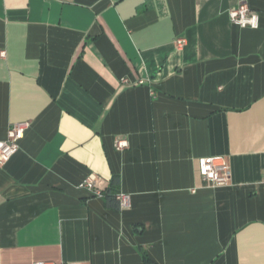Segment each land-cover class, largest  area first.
Here are the masks:
<instances>
[{"label":"crops","instance_id":"crops-1","mask_svg":"<svg viewBox=\"0 0 264 264\" xmlns=\"http://www.w3.org/2000/svg\"><path fill=\"white\" fill-rule=\"evenodd\" d=\"M2 52L0 264H264V0H0Z\"/></svg>","mask_w":264,"mask_h":264},{"label":"built area","instance_id":"built-area-1","mask_svg":"<svg viewBox=\"0 0 264 264\" xmlns=\"http://www.w3.org/2000/svg\"><path fill=\"white\" fill-rule=\"evenodd\" d=\"M66 2L67 0H57ZM231 22L240 28L258 29L260 26V14L254 12L246 2H241L236 7L229 11ZM176 45L182 49L186 45V39L178 38ZM1 57H5L6 53L2 52ZM29 124L26 122L17 123L8 129L7 139L0 141V160L6 162L19 149V141L24 137ZM116 148L119 150L128 148L126 140H119L116 142ZM199 171L203 180L212 187H224L228 185L231 178V168L227 160L222 156L204 157L199 161ZM81 188L89 191L92 196L104 198V192L97 186V176L91 175L85 179ZM117 200L123 207L130 206V196L124 193L117 195ZM35 264H49L38 262ZM63 264V263H61Z\"/></svg>","mask_w":264,"mask_h":264},{"label":"trees","instance_id":"trees-1","mask_svg":"<svg viewBox=\"0 0 264 264\" xmlns=\"http://www.w3.org/2000/svg\"><path fill=\"white\" fill-rule=\"evenodd\" d=\"M145 264H151L147 258H145Z\"/></svg>","mask_w":264,"mask_h":264}]
</instances>
